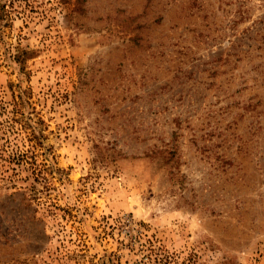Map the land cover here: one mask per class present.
<instances>
[{"label": "rangeland", "instance_id": "374dc122", "mask_svg": "<svg viewBox=\"0 0 264 264\" xmlns=\"http://www.w3.org/2000/svg\"><path fill=\"white\" fill-rule=\"evenodd\" d=\"M2 4L0 264H264V0Z\"/></svg>", "mask_w": 264, "mask_h": 264}, {"label": "trees", "instance_id": "16d2710c", "mask_svg": "<svg viewBox=\"0 0 264 264\" xmlns=\"http://www.w3.org/2000/svg\"><path fill=\"white\" fill-rule=\"evenodd\" d=\"M4 5L2 4L0 7V18L3 16ZM24 57H22L19 61H23ZM31 90L30 88L22 89L19 88L17 90L12 88L11 99L9 101V119L12 124L17 123L19 132L26 131V138H30L32 143L37 144L41 143L40 138H46L45 122L43 118L38 115V112L35 110V107L32 105L31 101ZM30 109L27 110V108ZM26 109V112H25ZM44 126V127H43ZM31 143V146L34 144ZM33 186V184H32Z\"/></svg>", "mask_w": 264, "mask_h": 264}]
</instances>
